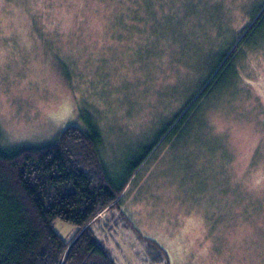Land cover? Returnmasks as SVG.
<instances>
[{"label": "rangeland", "instance_id": "1", "mask_svg": "<svg viewBox=\"0 0 264 264\" xmlns=\"http://www.w3.org/2000/svg\"><path fill=\"white\" fill-rule=\"evenodd\" d=\"M89 121L125 185L108 214L142 243L171 264H264V0H0L3 146Z\"/></svg>", "mask_w": 264, "mask_h": 264}, {"label": "trees", "instance_id": "2", "mask_svg": "<svg viewBox=\"0 0 264 264\" xmlns=\"http://www.w3.org/2000/svg\"><path fill=\"white\" fill-rule=\"evenodd\" d=\"M234 52L222 58L162 137L197 105ZM86 126H71L53 143L37 147L8 149L0 138V264H119L90 225L119 206L125 185L116 183L102 160L100 131L90 121ZM58 220L75 226L77 234L62 237L54 227Z\"/></svg>", "mask_w": 264, "mask_h": 264}, {"label": "crops", "instance_id": "3", "mask_svg": "<svg viewBox=\"0 0 264 264\" xmlns=\"http://www.w3.org/2000/svg\"><path fill=\"white\" fill-rule=\"evenodd\" d=\"M116 207H113L108 211L111 213V211ZM108 211H105L106 217L99 215L96 220L91 223L90 227L94 231L98 241L108 249L111 256L117 262L119 260L121 261V264H163V261H168V263L171 264L167 252L156 241L155 243L161 249L157 245L156 248L151 247L149 241L142 243L144 237L138 230L135 231V226L131 224L132 222L128 218L123 217V214L117 215L114 212V215H109ZM102 219L106 220L102 222ZM120 228L122 231H127V234L123 236V231L121 235ZM77 231L78 229L76 228L73 236L77 234ZM134 231L138 233L137 236L133 235ZM116 233L123 236L121 237V240L118 238ZM124 240L126 244L124 243ZM152 248L160 254H155ZM151 255L152 257H150Z\"/></svg>", "mask_w": 264, "mask_h": 264}]
</instances>
